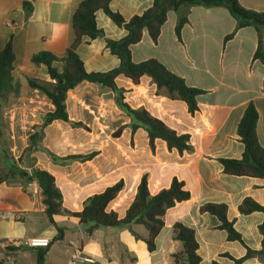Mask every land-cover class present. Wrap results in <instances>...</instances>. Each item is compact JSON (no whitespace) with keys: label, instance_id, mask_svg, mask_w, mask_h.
<instances>
[{"label":"crops","instance_id":"crops-1","mask_svg":"<svg viewBox=\"0 0 264 264\" xmlns=\"http://www.w3.org/2000/svg\"><path fill=\"white\" fill-rule=\"evenodd\" d=\"M82 1L0 0V51L7 42L11 43L14 55L11 76L15 83L1 99L2 141H10V132L18 125L42 124L41 116L53 111L45 95L27 86V79L53 83L46 67L35 65L31 59L41 52L57 56L65 53L74 41L71 16ZM238 2L247 10L264 12V0ZM151 4L152 0H110L108 8L128 21L142 14ZM95 21L102 36L93 40L84 38L75 50L87 73L117 68L119 60L106 47V41H118L126 35L124 28L115 25L102 10L95 13ZM176 23L177 13L168 12L157 41L153 42L144 30L140 42L130 47V55L134 63L155 59L181 77L187 86L204 91L196 97L199 111L195 116L187 113L184 103L166 97L155 98L157 109L145 108L178 134L189 135L190 151L168 150L163 141L157 140L152 153L146 132L139 129L131 134L130 125L134 122L118 111L110 91L87 82L67 93L66 110L71 121L83 123L89 132L73 131L69 127L72 133L61 135L53 128L66 130L68 125L61 121L50 123L54 126L48 135L50 141L90 143L84 144L85 147H92L90 152H96L90 161L83 163L71 159L63 164L48 159L38 163L39 169L54 177L62 195V209L79 211L88 197L121 180L122 189L108 210L123 218L142 177L146 178L150 195L168 188L173 178L182 181L190 195L188 200L167 209L165 225L153 253L147 251L144 243L147 231L143 234L133 229V225H141L98 227L91 234L84 230V235L80 233L83 238L79 241V251L92 258V264L107 258L112 264H175L172 255L182 250L181 244L171 237L175 223L194 231L200 264H233L223 255L239 259L245 255L246 249L237 241L227 240L226 232L219 229V221L214 216L200 212V206L206 203L226 205V217L233 222L243 243L253 251L261 249L258 226L264 215L261 212L241 215L238 206L245 198L264 205V179L225 175L219 162V159L241 158L244 146L237 136V126L250 103L258 114L256 136L264 148V65L253 59L258 33L253 26H247L225 41L236 23L223 7H191L180 38L174 31ZM262 36L264 39V32ZM52 66L61 72V63L55 62ZM142 81L149 84L146 76L140 79V83ZM127 82L132 84L122 76L116 78L118 86ZM119 127H124L121 135L111 138L109 147H103L101 143ZM1 148L0 215L16 214L19 220L0 218V264H38L39 252L43 253L42 264H54V243L62 241L66 233V226L60 225L58 219L74 221L77 226L87 224L59 214L54 221L62 230V237L55 241L57 231L45 214L43 198L31 178L33 173L30 169H12L5 147ZM60 153L64 157L77 154ZM28 182H33V186L28 187ZM31 238L47 239L48 244L38 247L7 244L10 240L25 242ZM70 243L75 245L72 241ZM125 244L133 256L128 255L130 261L123 263L119 261L123 258L118 255L119 248ZM242 264L264 263L249 258Z\"/></svg>","mask_w":264,"mask_h":264},{"label":"trees","instance_id":"trees-1","mask_svg":"<svg viewBox=\"0 0 264 264\" xmlns=\"http://www.w3.org/2000/svg\"><path fill=\"white\" fill-rule=\"evenodd\" d=\"M110 0H83L79 3L71 16V27L74 32V41L65 53L61 56L49 52H41L31 59L35 65H44L48 76L53 83H44L36 79H27L29 88L35 89L46 96L53 106V111L41 116L42 126L49 125L53 121H61L71 128H88L81 122H74L69 119L66 110L67 93L73 90L82 82L100 85L114 94V102L117 107L123 110L134 122L130 125L131 134L143 129L152 153L155 151V143L161 140L166 144L168 150L175 149L178 153L190 151V137L187 134H178L169 128L164 122L152 116L143 108L133 109L125 101L123 90L117 85L116 78L122 76L136 85L143 76L149 78V84L154 85L157 91H162L166 98L180 101L185 104L187 113L195 116L198 111L196 97L204 91L189 87L184 80L168 71L160 62L155 59H148L140 63L131 60L130 47L140 42L142 33L147 31L153 42L157 41L161 27L166 22L167 14L170 11L177 13L175 34L180 38L182 27L188 22V10L194 6L201 7H223L228 10L235 20L234 31L227 35L224 40L231 39L234 34L247 26H253L258 33V43L253 59L259 60L264 65V12H254L243 8L238 0H152V4L142 14L131 17L125 21L120 15L110 11L108 8ZM102 10L112 22L123 27L126 35L118 41H106V47L117 57L119 65L117 68L107 72H90L84 70L82 61L76 54V47L82 43L84 38L93 40L102 36V31L97 28L95 13ZM28 12V11H27ZM14 55L12 45L7 42L0 51V129H1V99L4 93L11 90L15 83L11 76ZM62 64L61 72H58L52 64ZM258 120L257 111L250 103L241 117L237 126V136L244 146L240 159H219L223 173L228 176L249 177L264 179V148H262L256 136V123ZM124 127L115 131L111 136L118 138ZM1 136V130H0ZM32 138V137H31ZM33 139V138H32ZM96 153L87 157L72 155L66 160H85L92 158ZM54 161L56 159L53 158ZM32 180L37 187L46 206L45 214L57 231L55 241L61 239L62 230L55 224L54 217L59 214H66L81 224H90L87 232L91 234L98 227H119L131 223L141 225L147 231L144 239L147 251L153 253L157 249V239L164 228V216L167 209L174 207L177 203L190 198L189 193L184 189V183L173 178L169 187L150 195L147 181L142 177L137 185L133 201L126 209L123 218H119L108 206L114 201L123 182L120 180L108 186L101 193L88 197L81 210L70 212L62 209V195L55 184L54 177L43 169H35ZM201 213L214 216L219 221V229L226 232L228 241H237L246 249V253L239 259H233L228 254L223 256L230 258L233 264H242L249 258H257L264 263V219L258 226L261 235V249L253 251L242 241L239 233L233 227V222L226 217L227 207L224 204L206 203L199 208ZM241 215H248L253 212H261L264 215V205H259L250 198H245L238 206ZM171 237L178 241L182 250L172 255L175 264H200V257L197 254L198 244L194 231L180 223H175L171 228ZM43 253L37 254V263L42 264Z\"/></svg>","mask_w":264,"mask_h":264},{"label":"rangeland","instance_id":"rangeland-1","mask_svg":"<svg viewBox=\"0 0 264 264\" xmlns=\"http://www.w3.org/2000/svg\"><path fill=\"white\" fill-rule=\"evenodd\" d=\"M119 87L123 90L124 101L133 109H145L149 106L157 109L158 103L155 104V102L157 101L155 98H165V95L162 91H157L154 86L149 85L146 81H142L141 83L139 82L136 85L127 82L124 86ZM17 88H19V86H17ZM110 93L112 94L114 102V94L112 92ZM17 94L18 93H16V95ZM114 105L116 106L115 102ZM117 108L118 111L122 114V116H127V114L123 110H121L119 107ZM52 127L54 126L50 124L46 126H42V124H39L33 125L31 127H29L27 124L18 125L10 132V141H2V139H0V147H2L3 149L5 147V152L10 167L12 169H16L15 171H19L20 168L23 171L30 169V171L33 173L35 169H39L40 166L38 165V163L45 161V159L53 160L54 158L56 159V162L63 164V161H65L67 157L72 156L69 155L64 157L63 155H61L60 152H62L63 154L74 152L77 153L75 155L83 157H87L88 155L94 152H90L92 147H85L86 145H84L90 143H80L72 140L50 141V136L48 135L49 133L53 132V130L55 133L59 132L61 135H69L70 133H72V131L69 129V125L68 127H66V130H63L61 128H53L52 130ZM77 129H82L85 132H89V128L88 130H85L83 128H72L73 131ZM105 131L107 132V130ZM115 131L113 133H115ZM111 138L112 136L108 138L106 137V139L103 143H101V145L103 147H109L111 144ZM91 159H74V161H77L78 163H83L88 162ZM58 220L60 225L63 224L66 226V233L62 241L54 243V264H79L78 262H75L73 260L72 255L77 254L80 250L79 241L83 238L81 237L82 235H84L83 231L88 230L89 224H87L86 226H77L76 224H73L75 223L74 221H66L65 219L62 220L60 218ZM133 229H138L143 234L146 232L142 226L133 225ZM80 233H82V235H80ZM70 241L75 243V245H71ZM119 249L120 250L118 256L123 258L119 261L123 263L129 262L130 260L128 259V255L133 256V253L129 250V248H127V244L121 246ZM79 255L81 257L84 256L83 253H79ZM98 264H112V260H109L108 258L105 260H99Z\"/></svg>","mask_w":264,"mask_h":264},{"label":"built area","instance_id":"built-area-1","mask_svg":"<svg viewBox=\"0 0 264 264\" xmlns=\"http://www.w3.org/2000/svg\"><path fill=\"white\" fill-rule=\"evenodd\" d=\"M27 186L28 187H31L33 186V182H28L27 183ZM0 218L2 219H13L15 221H18L19 220V216L16 215V214H5V215H0ZM8 245L12 244V245H16V246H20L22 244H26L28 246H31V247H38V246H45L48 244V240L47 239H40V238H31V239H28L27 241L25 242H21V241H16V240H10L8 243ZM79 253H81L80 251H78L77 254H74L72 255V258L75 262H78V263H89V264H92L94 261L92 258L90 257H87V256H80Z\"/></svg>","mask_w":264,"mask_h":264}]
</instances>
